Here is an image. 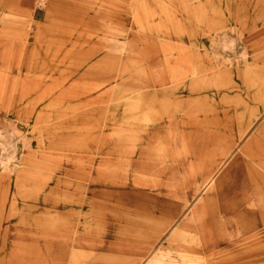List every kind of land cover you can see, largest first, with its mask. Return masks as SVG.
Wrapping results in <instances>:
<instances>
[{
	"label": "rangeland",
	"instance_id": "1",
	"mask_svg": "<svg viewBox=\"0 0 264 264\" xmlns=\"http://www.w3.org/2000/svg\"><path fill=\"white\" fill-rule=\"evenodd\" d=\"M0 142V264H264V0H0Z\"/></svg>",
	"mask_w": 264,
	"mask_h": 264
},
{
	"label": "crops",
	"instance_id": "2",
	"mask_svg": "<svg viewBox=\"0 0 264 264\" xmlns=\"http://www.w3.org/2000/svg\"><path fill=\"white\" fill-rule=\"evenodd\" d=\"M246 157H248L246 155ZM247 163V162H246ZM204 167V166H203ZM201 167V177H203L204 182L208 179L209 177H211L213 172H209L207 174L206 171L202 172V168ZM247 169H248V173L251 176L250 181L254 184L257 180L261 181L264 183V175L260 174V172L257 169L252 168L251 166L248 165L247 163ZM93 184L92 180H90V182L87 183L88 184ZM96 184H100L96 183ZM104 184V183H101ZM199 186H197V191H199ZM255 192H258L255 190ZM89 196V195H86ZM87 199V198H86ZM88 200V199H87ZM207 205H205L204 207H206ZM198 211V210H197ZM201 213V212H200ZM198 215V219H197V224L198 226H187L185 228H187L188 230L195 231L198 233V235L201 238V243L198 245V247H187L184 244H182V242L184 240L183 239V235H179L178 239H180L179 241V246H170L169 243V238L167 241L162 242V243H157L156 249H158L155 258V261H157L158 259H160L163 255H165L166 253H171L173 250L177 249L179 250L180 253H182L180 256L185 259L184 263H177V264H204L205 263V259L206 256L207 257H214V254L217 252V247L218 242H217V236L214 232L213 226L210 224L206 225L204 223V218L203 221H200L201 217H199V215L201 214H197ZM207 217H211V216H205V219H208ZM264 218V215L263 217ZM154 219H157V216H154ZM162 220L160 221V219H158V225L159 228L158 229V233L159 236H162V234L166 233L167 231H169V227H170V223L171 222H163V224H161ZM164 223H166L164 225ZM168 224V225H167ZM167 225V226H166ZM181 225V224H180ZM11 225L7 224V220H6V224H5V233L9 232ZM61 231V230H59ZM173 232V231H172ZM171 232V234H172ZM79 233H84V240H82V242L84 243V247L85 249H97L98 251H96V254H98L99 258L101 259V264H104L105 261H109V260H117V264H138L140 257L139 255H141V253L139 252H135V251H129V250H137V249H142L145 248L146 246H142L145 245L146 242L144 241H123V240H112L111 236H109L108 234L104 235V236H99V239H91L89 233V230L84 229L82 230V232ZM108 233V232H107ZM170 234V236H171ZM169 236V237H170ZM177 236V235H176ZM8 240V237L6 238V241ZM11 242H13L10 239ZM18 243L19 245H23L22 243L19 242H15ZM40 246V245H39ZM59 247V246H58ZM59 248H62V246L60 245ZM179 248V249H178ZM206 250H209L208 253H206ZM90 253H92L91 251H88ZM66 255V254H65ZM67 258V257H66ZM197 260V262H189L186 260ZM186 261V262H185ZM122 262V263H121ZM69 264V263H68ZM226 264H231V263H226Z\"/></svg>",
	"mask_w": 264,
	"mask_h": 264
},
{
	"label": "built area",
	"instance_id": "3",
	"mask_svg": "<svg viewBox=\"0 0 264 264\" xmlns=\"http://www.w3.org/2000/svg\"><path fill=\"white\" fill-rule=\"evenodd\" d=\"M4 158H5V150L2 143L0 142V163L4 160Z\"/></svg>",
	"mask_w": 264,
	"mask_h": 264
}]
</instances>
